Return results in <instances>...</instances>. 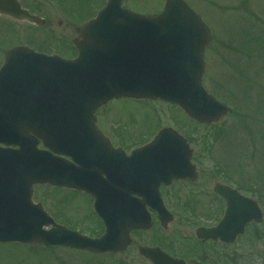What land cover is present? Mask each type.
I'll return each instance as SVG.
<instances>
[{"label":"water","instance_id":"1","mask_svg":"<svg viewBox=\"0 0 264 264\" xmlns=\"http://www.w3.org/2000/svg\"><path fill=\"white\" fill-rule=\"evenodd\" d=\"M3 1L0 12L11 15L1 8ZM120 3L109 0L94 20L78 30L81 41L75 42L79 50L75 61L35 55L23 47L5 53L0 69V145L6 146L0 147V243L115 252L119 247L112 236L139 228V223L131 220L132 205L124 201L132 193L125 192L96 195V211L106 226V235L99 240L56 225L41 205L32 203V187L45 183L79 185L70 182L67 162L37 151V141L30 133L55 153L69 154L66 150L71 144L79 146L88 138H101L93 113L121 97L176 104L190 118L207 124L230 111L201 86L203 49L210 34L196 14L179 0H167L160 15L146 17L122 10ZM12 16L36 21L25 12ZM10 146L18 150L8 149ZM149 151L154 156L148 171L155 176H189L190 152L176 132L162 130ZM111 175L116 176L117 170ZM137 175L133 173L128 179L132 181L131 176ZM215 192L225 199L226 211L216 229L209 232L213 239L231 243L247 224L261 221L253 201L223 186ZM109 196V203L101 209L103 198Z\"/></svg>","mask_w":264,"mask_h":264},{"label":"rangeland","instance_id":"2","mask_svg":"<svg viewBox=\"0 0 264 264\" xmlns=\"http://www.w3.org/2000/svg\"><path fill=\"white\" fill-rule=\"evenodd\" d=\"M54 1L43 0L44 17L56 27L61 21L62 27L58 31L66 32L63 35L71 39L75 34L70 27H78L85 17H73L72 23L66 25L69 17L64 12L60 14L56 11ZM149 1L152 4L147 10L142 0H126V6L137 13L158 11L162 0ZM59 4L64 9L68 8L67 0H61ZM196 4L212 28V42L206 54L202 85L210 94L226 101L232 113L214 125L202 127L164 103L120 99L111 101L106 105L108 108L101 109L99 120L108 127L118 120L122 128L149 126L153 134L166 126L178 129L188 140L194 154L203 156L201 169L211 172V167L217 164L223 169V173L215 172L211 179L214 183L224 182L232 187H241L245 196L260 201L263 219L257 227L248 231V234L261 233L260 240L256 242L252 238L250 242L244 237L232 245H219L218 264H264V3L257 0H203ZM42 33L47 34L45 28ZM29 41L27 38L23 42ZM211 188L208 189L210 193ZM33 201L40 203L58 223L69 228L76 229L78 223L85 227L92 226L86 197L70 196L64 191L36 186ZM168 201L171 212L184 218L180 208L175 206L177 201ZM213 210L214 207H208L207 213L210 215ZM87 217L90 219L86 222ZM176 223L177 226L173 227H179L178 230L186 233L193 229L182 219ZM224 250L231 255L234 263L222 257ZM105 258L91 257L64 247L0 244V264H102Z\"/></svg>","mask_w":264,"mask_h":264},{"label":"flooded vegetation","instance_id":"3","mask_svg":"<svg viewBox=\"0 0 264 264\" xmlns=\"http://www.w3.org/2000/svg\"><path fill=\"white\" fill-rule=\"evenodd\" d=\"M58 1L60 2L61 0ZM76 1L77 0H67L68 8L66 9L61 7L59 3L56 4V11L60 14L64 12L69 17L66 25L72 23L71 18L74 17ZM187 1L194 9H197L196 3L203 0ZM43 3V0H5L2 3L1 7H4L5 11L16 12L21 10L33 17L43 19L44 22L35 24L27 21H16L9 16L0 14V67L3 64L5 52L17 46H26L34 52L44 55H55L66 59L72 58L74 52L72 44L75 36L69 39L68 35H63L66 32L58 31V29L62 27L61 21L58 22L57 27L47 21L44 17ZM146 5L151 7L149 3ZM85 7H89L88 0ZM48 10H50V8ZM73 26H71L70 29L74 31L75 34V27ZM44 28L47 34L42 33ZM28 32L30 36L27 35ZM27 38L31 42H23ZM101 125V129L108 135L112 147L122 149L126 152V155H129V151L132 149L137 139L118 137L116 133L110 130L104 123L101 122ZM115 157L118 160L120 159L118 156ZM196 161L198 162L199 160L197 159ZM197 162H195V166L198 167L196 176L172 180L168 184H160L158 186V192L160 193L164 206L171 211V204L168 200L174 199L177 201L175 206L180 208L184 215V222L194 227L193 232L191 233L190 230L189 233H186V231L180 230L184 231V233H175V231L179 229V227H173L177 226L176 222L178 221L175 220L163 228L157 219L156 213L151 210V208L156 206L151 205L152 203L148 200L136 197L135 199L138 200L137 204L142 203L150 215L152 220L151 229L131 232L127 248L123 252L113 255L109 253L104 254L102 257L106 258L102 264H157L164 262L165 256L181 260L184 264H218L220 243L218 241L199 240L196 238V231L201 227L209 229L217 224V221H211L213 211L209 215L207 209L208 207L217 209L218 204H223V201L213 193V187L216 183L211 179L214 178L215 170H211V172L204 171L201 169V163L198 164ZM114 165L125 167L128 164L123 162L119 164L116 162ZM100 179L104 180L103 182L109 185L105 186V188L125 192H133L140 189L142 191H150L153 187L151 184L154 183V179L150 178L147 173L134 177L132 181L123 177L112 182L108 177L106 178L105 175H102ZM212 184L213 186L211 188ZM209 188H211L212 193L208 191ZM172 215L176 218L183 217L181 214H175L174 212ZM93 219L95 224L92 226L96 227L93 228V230L97 231L101 229L102 222L95 215H93ZM80 228L81 226L75 230L80 232ZM87 229H89V227H87ZM81 230L85 231L83 229ZM87 234L90 233L87 232ZM142 248L151 250L142 251ZM109 259H113V261Z\"/></svg>","mask_w":264,"mask_h":264}]
</instances>
